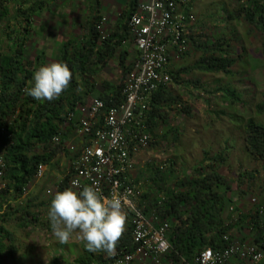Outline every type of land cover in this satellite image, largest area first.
I'll return each instance as SVG.
<instances>
[{"label": "rangeland", "instance_id": "rangeland-1", "mask_svg": "<svg viewBox=\"0 0 264 264\" xmlns=\"http://www.w3.org/2000/svg\"><path fill=\"white\" fill-rule=\"evenodd\" d=\"M25 1L14 0L20 7H25ZM126 3H106L111 11L107 9L106 12L105 9L100 14L103 20L100 30L102 37L113 33ZM94 4L95 0H59L53 4L52 7L56 11L51 16L55 27L49 35H39L37 32L45 25L48 14L44 16L45 19L35 17L30 23L20 18L15 24L12 17L9 19L10 24H0L1 46L4 50H9L13 43L6 36L11 34L12 30L18 33L25 29L28 31L26 59L35 61L43 54L42 65L58 62V48L63 42L69 39H76L77 42L85 40V25L90 17L88 8L94 7ZM238 6L236 0H194L192 11L196 21L191 34L195 38L196 47L191 46L180 62L185 61L182 65L192 68L195 62L203 57L199 48L201 44L212 47L216 39L226 38L231 58L236 60V63L231 66L232 73L229 75L191 69L189 73L183 74V78H178L169 86L175 101L170 103L167 109L166 123L156 128L151 146L137 156L138 160L134 162L133 177L140 191L138 203L144 202L143 205H148L153 201L163 200L166 185L173 186L177 180L184 181L195 173L207 172L203 171L207 168L201 164L205 159L204 152L214 157L223 151L228 154L224 163L218 167V172L224 176L230 188L226 191L228 204L223 215L226 223L235 225L239 215L248 213L245 215L248 216L253 213V200H260L259 192L264 182L263 166L247 152L244 126L249 119H253L257 124H264V114L259 115L256 111V107L264 102L263 37L243 19H229V14L238 10ZM11 8L17 7L11 4ZM64 25L66 26L62 28ZM6 26L9 28L6 29ZM129 43L126 44L129 46L127 49L132 48L134 52L129 60L134 64L138 56L136 58L133 42ZM117 63L118 60L108 63L101 73L88 78L95 88L84 100L85 107L106 90V83L111 86L124 83L123 70ZM180 66L175 65V68ZM229 88L236 90L242 97L244 107L231 105L224 93V90ZM186 106L191 109L190 115L181 110ZM78 140L75 132L71 131L60 143H63V151L60 154L66 152L70 163L80 152ZM2 154L0 150V156ZM56 159L55 161H58ZM59 165L53 168L60 169ZM158 170L162 172V178L155 176ZM54 179H57L56 182ZM59 182L55 176L45 179L44 185L38 186L37 189L30 185L25 189L22 199L11 203L12 209L8 211L6 228L14 242L13 247H9V251L0 258V264H74L75 258L82 253L83 243L77 238V234L73 233L66 244H59L51 233L47 212L40 211L44 204L51 202L52 197L47 194V190L53 192V183ZM40 188L45 189L43 195ZM248 188L249 193L245 196L242 192H247ZM239 199L245 200L247 204L244 207L245 212L240 210L243 205L239 207L238 203L236 204ZM29 213L31 215H28ZM32 216L34 221L31 220ZM245 230H248L245 224L240 229L234 227L230 235L235 240L246 243L249 238L245 235ZM252 235L250 232L249 237Z\"/></svg>", "mask_w": 264, "mask_h": 264}, {"label": "trees", "instance_id": "trees-1", "mask_svg": "<svg viewBox=\"0 0 264 264\" xmlns=\"http://www.w3.org/2000/svg\"><path fill=\"white\" fill-rule=\"evenodd\" d=\"M55 1L57 0H27L28 8L19 9L14 0H0V24H10L9 19L12 17L15 24L20 18L30 23L37 12L46 9L49 3ZM236 1L239 4L238 10L230 13L229 19H243L247 22L262 35L264 46V0ZM13 3L17 8H11ZM138 6V0H129L126 10L120 16L117 30L102 39L98 27L103 20L97 14L99 4H94V13L85 25V40L77 42L76 39H69L58 48V62L66 63L73 75L67 90L51 102L35 101L23 91L26 86H31L33 72L44 60V55L37 57L35 61L26 59L28 31L24 29L17 33L12 30L11 34L6 36L13 43L9 50H4L0 41V150L6 164L7 182L6 189L0 194V258L9 251V247H13L12 235L6 228L8 211L12 209L11 203L23 198L25 189L36 180L39 166L52 165L63 151V143H60L71 131L75 132L77 122H69L67 117L76 113L79 106L84 107V100L93 93L95 86L88 78L94 77L116 56L120 57V64H125L127 51L121 49L130 37L128 21ZM5 28L8 29L9 26ZM188 40L191 46L196 47L192 34ZM214 42L212 47L203 44L199 46L203 57L195 62L192 68L171 71L173 81L182 74L189 73L191 69L231 74V66L236 60L231 58L227 39L219 38ZM133 68L134 64L132 67L122 68V81L125 82ZM105 87L106 90L98 99L105 102L108 108L123 102V82L116 86L106 83ZM168 89L154 94L146 114L147 133L151 136L150 146L156 128L166 123L167 109L170 103L175 101ZM224 93L231 105L244 107L242 97L236 90L229 88L224 90ZM181 110L187 115L191 114L188 106L182 107ZM256 111L259 115L264 114V102L256 107ZM244 128L247 152L262 163L264 171V124H257L253 119H249ZM57 137L60 139L59 143L54 142ZM226 155V151H223L211 157L210 153L204 152L205 159L201 164L207 169H204V166L201 168L207 171L206 173H195L184 181L177 180L173 186L166 185L164 201L157 200L148 205L141 203L145 213L156 211L163 220L170 223L169 243L172 249L166 258L169 264H192L196 256L207 248H225L227 243L223 239L224 236L230 235L234 227L240 229L244 224L257 234L255 243L260 241L263 216L259 215V210L264 209V182L259 192L260 200H256L253 213L248 216L239 215L235 225H229L223 218L228 204L226 191L230 188L224 176L218 172V167L224 163ZM155 176L162 178L163 174L158 170ZM70 180L71 176L64 179L58 192L69 188ZM249 190L250 188L247 192H241L246 196ZM31 220H35L33 216ZM130 220L131 224L124 228L111 254L88 252L83 248L82 253L75 258L74 264H110L117 255L132 252L133 225L132 219Z\"/></svg>", "mask_w": 264, "mask_h": 264}, {"label": "built area", "instance_id": "built-area-1", "mask_svg": "<svg viewBox=\"0 0 264 264\" xmlns=\"http://www.w3.org/2000/svg\"><path fill=\"white\" fill-rule=\"evenodd\" d=\"M193 2L146 0L140 3L127 26L139 57L124 82L123 102L108 108L102 100L93 99L87 107L79 106L76 113L67 117L69 122H77L75 134L80 141V152L71 170V189L78 191L87 185L94 186L103 196L118 192L123 196V212L132 218L134 250L117 255L110 264H169L166 258L172 249L170 223L156 211L145 213L137 202L140 191L133 179L134 162L150 147L146 114L152 98L160 90L169 88L173 82L172 63L182 60L191 48L188 38L196 21ZM54 142L59 143L60 139L57 137ZM5 170L1 155L0 194L7 185ZM43 173L41 165L36 179L42 178ZM253 203L256 205L257 201L254 199ZM259 215L263 220L258 243H242L226 235L225 248H207L192 264H264L263 208Z\"/></svg>", "mask_w": 264, "mask_h": 264}, {"label": "clouds", "instance_id": "clouds-1", "mask_svg": "<svg viewBox=\"0 0 264 264\" xmlns=\"http://www.w3.org/2000/svg\"><path fill=\"white\" fill-rule=\"evenodd\" d=\"M72 75L64 62L41 65L24 94L35 101L51 102L67 90ZM122 205L123 196L118 192L103 196L94 186L78 191L66 188L54 194L48 207L51 233L61 245L76 233L85 251L111 254L125 228Z\"/></svg>", "mask_w": 264, "mask_h": 264}, {"label": "crops", "instance_id": "crops-1", "mask_svg": "<svg viewBox=\"0 0 264 264\" xmlns=\"http://www.w3.org/2000/svg\"><path fill=\"white\" fill-rule=\"evenodd\" d=\"M27 1V0H26ZM26 1L24 2V6L25 7H20L19 6V9H26V8H28V6H29V4H27L26 3ZM33 1H36V0H33ZM49 1V0H48ZM59 0H57V1H55V2H51V3H49V5L47 6V8L46 9H42L41 11H39V12H37V14L34 16V18L35 17H37L38 19H42V18H44V16L46 15V14H48L49 15V17L46 19L47 21L45 22V25L43 26V27H40L38 30H37V32H38V34L39 35H46L47 33H48V35L49 34H51V33H53V30H54V27H55V23L53 22V17L51 16L52 14H54V12L56 11H54V9L55 8H53L52 7V5L53 4H55L56 2H58ZM82 1H86L87 2V0H82ZM96 1V3H98L99 4V11H98V13L97 14H99V16H100V14H101V12L103 11L104 12V10L106 9V12H107V9L109 10V11H111L110 9H109V6L106 4V3H110V2H115V1H118V2H123V1H126L127 3H126V7H125V10H126V8H127V6H128V3H129V0H95ZM144 1H146V0H138V2H139V4L140 3H142V2H144ZM107 5V6H105V5ZM16 4L15 3H13V6H15ZM18 5V4H17ZM113 8V7H112ZM114 10H115V8H113ZM88 10H89V12H90V17H89V19L91 18V16H92V14L94 13V9H93V6L91 7L90 6V8H88ZM124 10V11H125ZM45 11H47V12H45ZM124 11H122V12H124ZM122 12H121V14H122ZM121 14L119 15V16H121ZM45 19V18H44ZM88 19V20H89ZM120 23V17L118 18V22H116V27H117V24H119ZM19 25H20V23H19ZM66 25H64V26H62V28L63 27H65ZM117 30V28H114V30H113V33L115 32ZM129 41H132L133 42V40L129 37V39L126 41V42H124V44H123V48L121 49V50H126L127 51V55H125L126 56V62H125V64H120L121 62H120V57L119 56H116L112 61H114V60H118V63H117V65L119 66V68H121V70H123L122 68L125 66V67H132L133 66V64H132V60H129V58L130 57H132V55H133V51H132V48L131 49H127L129 46H127L126 44H130L129 43ZM133 46H134V48H135V52L137 53V55H136V58H137V56L139 57V55H138V52H137V49H136V47H135V45H134V42H133ZM125 47V48H124ZM40 55H43V54H40ZM39 55V56H40ZM138 59V58H137ZM111 61V62H112ZM185 61H179V62H173L172 63V71L173 72H178L179 71V69L180 68H186V67H184L183 65H182V63H184ZM175 65H181L179 68H175ZM100 72V71H99ZM101 73V72H100ZM103 73V72H102ZM99 74V73H98ZM184 77V75L182 74L181 76H180V78L181 77ZM182 77V78H183ZM170 90V88L168 89V91ZM170 92V91H169ZM242 115V114H241ZM79 141V140H78ZM79 145H80V141H79ZM228 154V153H227ZM56 159V158H55ZM56 160H58L59 162H60V165H59V162L58 161H55V163H54V161H53V163H52V165H50V166H44V173H43V177L42 178H40V179H36L32 184H31V186L32 187H34V189H37V187L38 186H41V185H44V180L45 179H47V178H55V176L58 178V180L60 181L58 184H56V183H53V185L55 184V189L53 190V192H52V190H47V194H49L50 195V197H53L54 196V194L56 193V192H58V189H59V185H60V183L64 180V179H67V178H69L70 176H72V172H71V170H72V165H73V162H74V160L70 163V159L68 158V156H67V154H66V152L64 153V154H60L58 157H57V159ZM138 159L137 158H135V161H137ZM60 166V169H59V167H57V169L55 170L53 167L54 166ZM133 179H134V177H133ZM56 180L57 179H54V181L56 182ZM69 188H71L70 187V184H69ZM42 191H41V195H43L44 194V191H45V189L44 188H40ZM52 193H51V192ZM37 199H39V198H37ZM46 199H48V198H46ZM52 199V198H51ZM41 200H43V196H42V198H41ZM238 203V206L240 207V205L243 207V208H241L240 210H242V212L244 211L245 212V210H244V207H246V202H245V200H240L239 199V202H236V204ZM240 203V204H239ZM49 205L50 204H44V206L42 207V209L40 210L41 212L43 211V210H45V212H47L48 211V207H49ZM125 214V228L129 225V224H131V220L130 219H132L131 218V215L128 213V212H125L124 213ZM243 215H247L248 213H242ZM247 226V225H246ZM248 230H245V235H247L248 236V241L247 242H249V243H247V244H254L255 243V240L257 239V234H255L254 232H252L251 231V229H249V227H246ZM250 232L251 233H253V235H252V237H249V234H250ZM242 237V236H241ZM234 239V238H233ZM235 240V239H234ZM236 241H239V240H236ZM240 242V241H239ZM69 244V243H68Z\"/></svg>", "mask_w": 264, "mask_h": 264}]
</instances>
